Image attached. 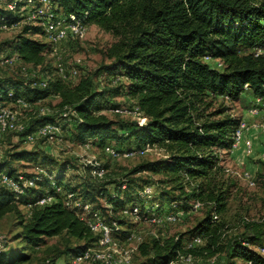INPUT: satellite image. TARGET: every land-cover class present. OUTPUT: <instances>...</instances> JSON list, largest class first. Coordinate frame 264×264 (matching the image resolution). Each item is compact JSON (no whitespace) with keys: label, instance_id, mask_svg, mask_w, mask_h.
I'll return each mask as SVG.
<instances>
[{"label":"trees","instance_id":"trees-1","mask_svg":"<svg viewBox=\"0 0 264 264\" xmlns=\"http://www.w3.org/2000/svg\"><path fill=\"white\" fill-rule=\"evenodd\" d=\"M56 4L57 11L63 15L75 14L85 24H94L114 37V42L106 49L111 61L96 73H111L113 81H121L118 85L126 89V96L145 118V123L113 120L96 114L97 97L105 96L107 91L94 89L91 74L80 76L78 83L69 86L56 71L48 73L47 69H40L43 76L51 78L45 87L33 85L34 80L30 78L0 76V98L22 97L35 104L50 95L58 96L59 111L66 105L76 111L73 122L63 121L62 128L78 145L98 143L104 147L110 145L109 142H131L136 147L126 150L146 145L164 149L167 157L141 164L131 173L162 174L165 179L162 187L166 189L158 191L160 203L165 200L171 208L188 210L192 202L199 201L201 207L207 205L208 210L186 232L187 239L180 234L142 242L138 248L147 257L145 264H167L187 253L195 258H211L221 252L224 248L218 244L221 232L217 222L219 214L226 209L228 190L223 181L216 179L224 172L218 152L231 150L239 118L225 114L223 106L207 111L218 96L233 100L242 95L253 100L260 97L264 105V0H56ZM1 19L11 23L16 17L12 11L0 7ZM40 35H43L41 27L24 25L8 44L10 54L16 53L24 64L32 65V69L43 68L44 57L51 48L49 42L35 38ZM218 62H221L220 67ZM117 77L123 80H116ZM9 91L12 97H8ZM119 107L113 105L111 109ZM58 120L59 115L38 116L28 120L25 131L17 135L21 139L39 124ZM31 147L15 148L6 156H0V174L16 178L21 174L17 163L22 161L34 163V169L39 166L46 172V175L35 171L21 174L34 179V184L19 195L0 183V217L9 212L21 217L16 238L23 243L22 250L12 254L5 238L0 261L23 264L30 259V253L26 252L29 248H40L47 238L61 234L78 240L91 239L68 250L72 253L71 260L97 243L98 235L91 232L75 210L64 204L62 196L55 191L57 185L95 203L107 223H117L118 229L112 232L114 236L125 239L130 235L133 228L121 210L134 204L143 206L134 191L150 182L139 184L122 176L109 189L107 182L94 179L90 166H86L81 181L72 185L64 176L68 165L76 169L75 164ZM102 166L107 168L106 164ZM123 179L126 189L121 191ZM258 179L264 184V167ZM189 180H198L197 186L191 187ZM187 185L190 188L186 193ZM47 194L53 195L54 200L37 204ZM20 206L27 208L26 212H20ZM213 215L218 216L217 220ZM256 230L253 236L227 244L231 260L264 264V257L249 246L260 239L259 247L264 240V227L260 229L256 225ZM198 235L205 238V245L186 248L187 242ZM5 256L8 260H4ZM44 262L49 264L50 260Z\"/></svg>","mask_w":264,"mask_h":264},{"label":"rangeland","instance_id":"rangeland-1","mask_svg":"<svg viewBox=\"0 0 264 264\" xmlns=\"http://www.w3.org/2000/svg\"><path fill=\"white\" fill-rule=\"evenodd\" d=\"M22 29V26L8 31H0V76H10L12 78H24L28 79V71L32 70V65L24 64L22 60L14 61L12 65L2 64V58L9 55V42L17 35ZM36 39L44 42L48 40L44 36H36ZM114 42V37L99 28L98 26L91 24L88 26L86 36L83 39H71L58 44L55 52H50L45 55L44 63L42 67L39 66L33 70L40 73L41 70L55 72L60 67L64 69L65 74L69 72L71 68L78 70V76L71 77L66 76L65 83L69 86H73L78 83L80 76L84 74L92 75V82L94 89L97 92L102 90L107 91L105 96L97 97L98 107L95 108L96 114H104L109 119L120 121H137L139 124L142 122V115L135 112L133 101L130 100L125 94V90L121 88L118 81L114 80V75L104 71L96 73L102 65L108 64L111 59L106 55V49ZM264 52V50L262 51ZM208 60V59H206ZM214 64V60L212 61ZM41 69V70H40ZM45 71V72H46ZM41 75L44 72L40 73ZM123 80V79H121ZM117 83V84H116ZM115 88H118L115 91ZM60 98L56 95H50L44 100H41L31 107L23 111L21 122H28L33 118L41 116L38 114L41 109L49 110L52 116L57 117L59 113ZM253 98L250 96L242 95L238 99H229L227 96H218L213 99L211 107L207 112H212L216 108L224 107L225 114L231 117L244 119L247 122L248 130L244 133L245 139H250L253 145V150L250 155H246L243 145H241V153L238 154L237 159L233 158L229 152L220 150L218 152L220 158V165L227 166L232 170V173L226 174L220 172L216 179L223 181L224 186L228 190L227 206L223 213L219 214L218 226L220 227V235L218 244L223 246L221 252L216 253L211 258L197 257L195 258V264H245L241 260H231L229 257V251L227 246L236 239H243L248 236H253L256 233V225L262 229L264 227V184L258 179V174L264 167V134L259 132L255 125L264 122V105L257 115L251 116L248 113V109L252 106ZM113 105H118L121 108V112H115ZM57 114V115H56ZM68 122H73V116L69 117ZM68 133L63 130L61 135V141L58 143H48L39 140L37 145L31 147V149L45 150L51 153L56 159L63 161L68 160L75 164L76 169L68 168L65 172V180L71 181L72 185H76L81 181L80 176L86 174L83 172L84 162L86 160H97L101 164H106V174L103 179L107 182V187L111 189L116 181H120L122 176H127L129 179L137 181L139 184L144 182H150L154 185L156 191H160L164 177L161 173H153L150 171H143L137 174H132L131 171L137 166L152 162L163 158L166 154L163 148L154 146L144 154L124 156L119 155L117 157H110L104 152L102 144H96L95 146L85 149L73 142ZM67 135V136H66ZM110 145L116 147L119 150H126L128 147H136L131 142H109ZM26 148V144L20 139V136L15 132H9L0 134V156H6L13 149ZM34 163H26L24 161L17 163V168L21 174H33L35 171ZM56 171V166L54 168ZM250 171L256 178V185L249 186L247 182L240 176L244 171ZM86 171V170H85ZM114 180L115 182H112ZM191 187L197 186L198 180H189ZM102 182V181H101ZM190 185L185 187L184 192H188ZM179 192H175L177 196ZM159 201V193L156 194ZM183 202V200H180ZM147 207L151 205V201H148ZM160 209L155 211L159 214H163L168 211H173L167 201L162 200ZM20 212H26L27 208L20 206ZM207 205L192 210L191 212L182 216V218L171 224L163 226H157L152 223L141 222L139 224L133 223L130 218L126 219L131 224V229L140 232L143 236V242H148L151 238L159 237L161 239H167L176 237L177 235L184 234V238L189 237L186 232L190 230L201 218L207 213ZM151 211V210H150ZM244 222L249 224L246 225ZM21 217L15 212L6 213L0 217V236L6 238L7 246L11 247L10 251L19 252L22 250L21 241L17 239V233L20 231ZM94 235V234H93ZM91 239L78 240L67 234H61L46 239V243L37 249H28L26 252L30 253V259L23 264H45V260L49 259V264H69L72 253L68 250L83 245ZM122 246L133 247L137 245L135 242L128 241L123 238L120 239ZM260 239H256L253 244H250V248L257 250ZM228 244V245H227ZM96 245L92 243V246ZM226 247V249H225ZM4 260L7 257H4ZM147 257L141 254L139 248L132 253V264H145ZM211 260H214L213 262ZM0 264H8L7 261ZM89 264V263H86Z\"/></svg>","mask_w":264,"mask_h":264},{"label":"built area","instance_id":"built-area-1","mask_svg":"<svg viewBox=\"0 0 264 264\" xmlns=\"http://www.w3.org/2000/svg\"><path fill=\"white\" fill-rule=\"evenodd\" d=\"M0 7L6 10L12 11L16 17L14 22L8 23L4 19L0 21V31H8L15 28L23 27L24 25L39 26L43 30V35L50 43V52H55L58 44L71 39H83L86 36L88 26L82 22L75 14L63 15L57 11L56 0H0ZM206 59H209L206 57ZM20 60L16 53H9V55L2 58V64L12 65L14 61ZM217 66H221V62H218ZM25 71V67L22 68ZM62 79H66L67 75L71 77L78 76V70L71 68L67 74H65L63 68H59L56 71ZM28 78L34 80L33 85L39 87H45L48 80L51 79L49 75L43 76L33 69L28 71ZM121 78L117 77L116 80ZM8 97H12V91H9ZM262 99L256 97L253 100L252 106L248 109V113L251 116L257 115L262 106ZM32 103L26 101L22 97L16 99L5 100L0 98V134L5 132L23 133L27 127V123L21 122L23 111L31 107ZM135 112L137 108H134ZM115 112H121V108L113 109ZM141 114L140 112H138ZM41 116L51 115L49 110L41 109L38 113ZM59 120L57 122L48 121L36 126L30 132L24 133L21 136L23 142L28 146H35L39 140L48 143H58L61 141V135L63 132L62 122L70 120V116L76 117V111L71 106H64L59 111ZM140 124L145 123V118ZM139 123V122H138ZM256 129L264 134V122L256 124ZM248 125L244 119H239L238 125L235 128L232 138V148L229 152L236 150L239 146L243 145L246 155H250L253 150V145L250 139L244 138V133L247 131ZM85 149H89L90 143H84L80 145ZM154 146L146 145L143 148H132L131 150L120 151L112 145H105L103 147L104 152L110 157H117L119 155L131 156L144 154ZM167 157V154L163 155ZM84 167L90 166V174L96 180H103L106 174V168L102 166L97 160H86L83 164ZM223 171L226 174L232 173V170L223 166ZM35 172L37 174L42 173L46 175L43 168L36 166ZM240 176L247 182L249 186L256 185V178L248 170L244 171ZM38 177H36L37 179ZM124 181V179H123ZM0 183L6 186L8 189L15 192L17 195L23 194L25 189L29 186H33L34 179L18 175L16 178L6 173L0 174ZM126 189V182H122L121 191ZM56 193L62 196L64 204L76 211L81 220L85 221L91 232L98 235L96 245L86 248L83 252L73 257L71 264H132V253L137 250L139 245L143 242V236L140 232L133 230L126 238L128 241L135 242L137 245L133 247H124L121 244L120 239L114 236L112 232L118 229V225L115 221L111 224L107 223L103 216L101 209L96 207L95 203L89 200H83L80 196H77L75 192L65 190L61 185L55 186ZM135 194L142 200L143 206L140 204H134L125 207L121 210V214L130 218V220L139 224L141 222L152 223L157 226H163L179 221L182 216L196 210L201 207L202 203L194 201L191 203V207L188 210L182 208H173V211H168L163 214L156 213L160 209L161 205L157 200V192L154 185L151 183L143 184L141 187L136 188ZM54 200V196L47 194L37 201V204H46ZM151 201V205L148 208L147 202ZM175 206V205H174ZM151 210V211H150ZM218 216L213 215V219L217 220ZM5 238L0 236V248L3 247ZM206 243L205 238L201 236H194L187 242L186 248H195L204 246ZM257 252L264 257V240L257 248ZM212 262L214 260H211ZM167 264H195V257L190 253L179 255L175 260L168 262Z\"/></svg>","mask_w":264,"mask_h":264},{"label":"crops","instance_id":"crops-1","mask_svg":"<svg viewBox=\"0 0 264 264\" xmlns=\"http://www.w3.org/2000/svg\"><path fill=\"white\" fill-rule=\"evenodd\" d=\"M242 151H241V146H239L236 150L232 151V152H229L231 156H233V158L237 159L238 158V154H240ZM238 161V159L236 160ZM239 162V161H238Z\"/></svg>","mask_w":264,"mask_h":264}]
</instances>
